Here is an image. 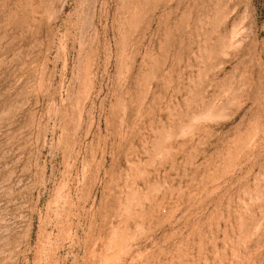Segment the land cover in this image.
I'll use <instances>...</instances> for the list:
<instances>
[{
    "label": "rangeland",
    "instance_id": "1",
    "mask_svg": "<svg viewBox=\"0 0 264 264\" xmlns=\"http://www.w3.org/2000/svg\"><path fill=\"white\" fill-rule=\"evenodd\" d=\"M0 264H264V0H0Z\"/></svg>",
    "mask_w": 264,
    "mask_h": 264
}]
</instances>
